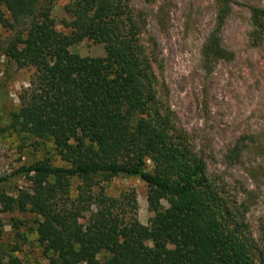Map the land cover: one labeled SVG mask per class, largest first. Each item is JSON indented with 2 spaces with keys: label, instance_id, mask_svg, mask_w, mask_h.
Listing matches in <instances>:
<instances>
[{
  "label": "trees",
  "instance_id": "1",
  "mask_svg": "<svg viewBox=\"0 0 264 264\" xmlns=\"http://www.w3.org/2000/svg\"><path fill=\"white\" fill-rule=\"evenodd\" d=\"M58 1L0 0V29L10 33L1 55L33 70L19 108L0 114V136L50 142L64 164L37 161L0 177V214L35 216L48 264H264V230L259 244L250 238L201 159L159 116L130 0H65V32L52 17ZM247 10L254 41L264 40V9ZM229 11L217 1L214 30L201 48L207 63L230 57L217 37ZM84 40L101 45L104 57L68 51ZM238 155L233 149L232 158ZM20 177L28 190L16 187ZM114 178L146 186V226L125 221V199L103 194L99 186ZM72 179L80 181L73 198ZM0 264L22 263L0 250Z\"/></svg>",
  "mask_w": 264,
  "mask_h": 264
},
{
  "label": "rangeland",
  "instance_id": "2",
  "mask_svg": "<svg viewBox=\"0 0 264 264\" xmlns=\"http://www.w3.org/2000/svg\"><path fill=\"white\" fill-rule=\"evenodd\" d=\"M217 1L130 0L128 6L139 42L150 58L159 116L201 159L208 179L235 213L236 221L259 244L264 230V40L254 41L247 7L264 9V0H225L230 11L217 37L230 57L207 63L201 48L214 30ZM65 5L60 0L52 11L56 30L61 32H65L61 21H68ZM9 37V32L0 29L1 45ZM68 51L82 58L104 57L101 45L86 40ZM32 74V69H18L0 52V114L19 108ZM235 148L239 155L233 159ZM37 161L64 166L50 142L12 131L0 136V177ZM13 181L18 189L30 188L26 177ZM78 185L79 180L70 181L71 198ZM99 187L106 197L128 201L122 202L126 203L127 223L146 226L151 214L143 183L114 178ZM0 220L3 253L22 264H48L36 241L34 215L15 211L0 214Z\"/></svg>",
  "mask_w": 264,
  "mask_h": 264
}]
</instances>
